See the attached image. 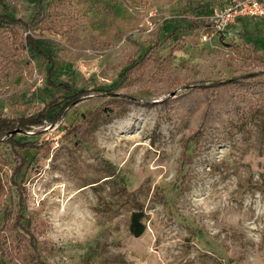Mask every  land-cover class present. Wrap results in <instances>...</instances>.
<instances>
[{"label":"rangeland","instance_id":"rangeland-1","mask_svg":"<svg viewBox=\"0 0 264 264\" xmlns=\"http://www.w3.org/2000/svg\"><path fill=\"white\" fill-rule=\"evenodd\" d=\"M233 1L0 0V115L55 101L0 138L3 264H264V14L215 25Z\"/></svg>","mask_w":264,"mask_h":264},{"label":"trees","instance_id":"trees-1","mask_svg":"<svg viewBox=\"0 0 264 264\" xmlns=\"http://www.w3.org/2000/svg\"><path fill=\"white\" fill-rule=\"evenodd\" d=\"M37 13V11L35 12ZM34 16V14L32 15V17ZM13 21H19L22 23H26V20H22L20 18H15L12 17L10 14H8L7 12L1 13L0 14V25L2 24L1 22H5V23H9V22H13ZM27 39H26V43L31 47L34 48V44H33V39L31 38L30 35H26ZM38 52L40 54H43V56L45 57L46 61L48 63H52L51 60V55L50 53H43L41 48H37ZM52 64L48 67L51 68ZM235 81L234 78L229 79L227 81L224 82H220V83H212L210 86H219L221 84H231ZM56 85L58 84H63L61 82H57L55 83ZM103 88H94V90L96 91H101ZM84 89H79L75 92H73V94L70 95V100L67 103H70L71 101H73L75 98V95L77 97V95L82 92ZM52 99V98H51ZM47 100L39 109H37L36 111H34L33 113L27 114V115H18V116H3L0 115V138L4 139L5 141H7L9 144H11L12 146H18L20 149H27L28 147H32V143L30 141H24V142H19L17 140L14 139V134L10 133L11 129H17L18 131H24L26 129H30L31 125L33 124H37L40 123L42 121V119L49 117L50 114L53 112L54 109V105H55V101L54 100ZM210 117V116H209ZM209 117L207 120H209ZM18 153V152H17ZM19 162H17L13 168V178L17 179L16 176H18L21 173H24V171L26 170V167L29 163V161H27V158L23 155V154H19ZM14 182H17L16 180H14ZM144 216L143 211L141 210H132L129 214V222H128V230L129 232L133 235V236H138L140 235V233L143 231L144 229V223L142 221V217ZM20 221L22 218V215H17V217ZM0 264H3L2 261H0ZM43 264H49L47 262H44Z\"/></svg>","mask_w":264,"mask_h":264},{"label":"built area","instance_id":"built-area-1","mask_svg":"<svg viewBox=\"0 0 264 264\" xmlns=\"http://www.w3.org/2000/svg\"><path fill=\"white\" fill-rule=\"evenodd\" d=\"M240 14H264V4L259 0H234L214 12L215 25L219 26Z\"/></svg>","mask_w":264,"mask_h":264},{"label":"water","instance_id":"water-1","mask_svg":"<svg viewBox=\"0 0 264 264\" xmlns=\"http://www.w3.org/2000/svg\"><path fill=\"white\" fill-rule=\"evenodd\" d=\"M232 79V78H231Z\"/></svg>","mask_w":264,"mask_h":264}]
</instances>
